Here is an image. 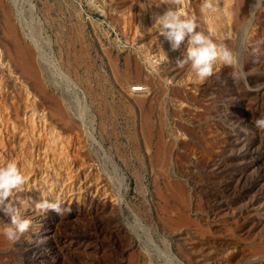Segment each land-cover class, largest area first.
I'll use <instances>...</instances> for the list:
<instances>
[{
    "label": "rangeland",
    "instance_id": "1",
    "mask_svg": "<svg viewBox=\"0 0 264 264\" xmlns=\"http://www.w3.org/2000/svg\"><path fill=\"white\" fill-rule=\"evenodd\" d=\"M165 8L235 63L178 64ZM258 117L264 0H0V166L31 220L11 242L0 216V264H264Z\"/></svg>",
    "mask_w": 264,
    "mask_h": 264
},
{
    "label": "clouds",
    "instance_id": "2",
    "mask_svg": "<svg viewBox=\"0 0 264 264\" xmlns=\"http://www.w3.org/2000/svg\"><path fill=\"white\" fill-rule=\"evenodd\" d=\"M153 23L158 26L160 36H163L173 50L181 48L185 44L186 55L178 58V64L190 62V67L195 76L200 80L212 74L214 62L220 59L226 65H233L235 59L227 48L218 46L210 35L197 29L193 18H185L182 12L165 8L162 13H157ZM233 80L246 79L245 75L232 74ZM258 130L264 129V117H258L254 121ZM25 184V176L18 168L15 161H9L0 166V216L7 217L9 225L3 229L6 238L15 242L19 236L27 232L31 220L21 214V206L27 209L28 204L22 199V186ZM35 207L42 211L61 212L58 202L41 199Z\"/></svg>",
    "mask_w": 264,
    "mask_h": 264
},
{
    "label": "built area",
    "instance_id": "3",
    "mask_svg": "<svg viewBox=\"0 0 264 264\" xmlns=\"http://www.w3.org/2000/svg\"><path fill=\"white\" fill-rule=\"evenodd\" d=\"M137 89H142V86H135L134 90H137Z\"/></svg>",
    "mask_w": 264,
    "mask_h": 264
}]
</instances>
